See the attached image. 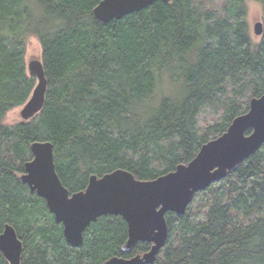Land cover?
<instances>
[{"label": "trees", "instance_id": "1", "mask_svg": "<svg viewBox=\"0 0 264 264\" xmlns=\"http://www.w3.org/2000/svg\"><path fill=\"white\" fill-rule=\"evenodd\" d=\"M100 1L0 0V233L14 227L20 264H104L150 249L121 252L127 226L118 216L100 217L81 248L69 246L45 201L19 182L33 142L53 145L70 194L118 169L151 181L190 162L264 94V29L256 43L247 21L250 1L264 19V0H220L222 15L199 0L158 1L105 25L92 13ZM29 36L42 50L45 104L30 122L7 126L35 85ZM205 106L215 121L199 132ZM166 222L155 264H264V144Z\"/></svg>", "mask_w": 264, "mask_h": 264}, {"label": "water", "instance_id": "2", "mask_svg": "<svg viewBox=\"0 0 264 264\" xmlns=\"http://www.w3.org/2000/svg\"><path fill=\"white\" fill-rule=\"evenodd\" d=\"M158 1L168 4L172 0H101L92 13L97 22L105 25ZM262 32V23H256L255 36ZM26 70L35 85L21 106L23 123L39 115L47 92L42 61L30 60ZM263 144L264 94L251 99L248 112L233 119L222 135L203 144L190 162L155 180L140 181L118 169L102 177L91 175L83 191L70 194L56 173L53 145L33 142L29 146L32 159L25 163L19 182L45 201L55 223L62 226L69 246L81 248L85 230L100 217L118 216L127 226L121 252L130 253L140 243L150 245V249L129 259L112 257L104 264H155L168 238L166 214L184 215L196 193L225 179ZM0 253L8 264L21 262L23 244L10 224L0 233Z\"/></svg>", "mask_w": 264, "mask_h": 264}, {"label": "rangeland", "instance_id": "3", "mask_svg": "<svg viewBox=\"0 0 264 264\" xmlns=\"http://www.w3.org/2000/svg\"><path fill=\"white\" fill-rule=\"evenodd\" d=\"M199 2H201V4L207 9L213 10L217 12L219 15H222L221 14V4L222 3L220 0H199ZM247 21H248L249 30L253 38V41L258 43L261 40L262 36H255L254 26L256 23L260 22L262 23V26L264 29V19L262 15V10H261V6L258 3L253 2V1H250L248 3ZM41 55H42V50H41V46H40L38 39L36 37L29 36L26 39V44H25L24 60H25L26 66L28 62L32 59L41 60ZM21 108L22 107H18V108H14L11 111H9L4 117V121H3L4 125L12 126L18 123H23V121L20 118ZM213 111L214 109L212 107L205 106L201 109V112L197 119V128L199 132H202L205 127L211 125V123L215 121V118L212 114Z\"/></svg>", "mask_w": 264, "mask_h": 264}]
</instances>
